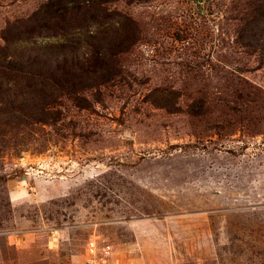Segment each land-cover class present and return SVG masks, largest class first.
Instances as JSON below:
<instances>
[{
	"label": "rangeland",
	"instance_id": "374dc122",
	"mask_svg": "<svg viewBox=\"0 0 264 264\" xmlns=\"http://www.w3.org/2000/svg\"><path fill=\"white\" fill-rule=\"evenodd\" d=\"M0 264H264V0H0Z\"/></svg>",
	"mask_w": 264,
	"mask_h": 264
},
{
	"label": "trees",
	"instance_id": "16d2710c",
	"mask_svg": "<svg viewBox=\"0 0 264 264\" xmlns=\"http://www.w3.org/2000/svg\"><path fill=\"white\" fill-rule=\"evenodd\" d=\"M2 55V54H1Z\"/></svg>",
	"mask_w": 264,
	"mask_h": 264
}]
</instances>
